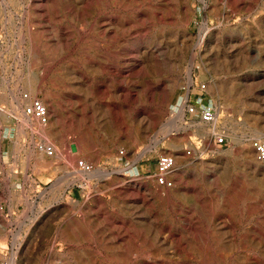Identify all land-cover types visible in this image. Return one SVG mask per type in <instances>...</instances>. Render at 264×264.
Masks as SVG:
<instances>
[{
	"label": "rangeland",
	"instance_id": "374dc122",
	"mask_svg": "<svg viewBox=\"0 0 264 264\" xmlns=\"http://www.w3.org/2000/svg\"><path fill=\"white\" fill-rule=\"evenodd\" d=\"M201 82L225 144L179 109ZM24 93L50 121L9 133ZM251 139L264 0H0V264H264ZM162 152L177 156L169 187L153 178Z\"/></svg>",
	"mask_w": 264,
	"mask_h": 264
},
{
	"label": "built area",
	"instance_id": "2783aa9c",
	"mask_svg": "<svg viewBox=\"0 0 264 264\" xmlns=\"http://www.w3.org/2000/svg\"><path fill=\"white\" fill-rule=\"evenodd\" d=\"M200 92L194 94H186L183 100L178 104L179 109L183 110L193 116H197L198 120L210 127H214L212 132L213 141L216 145L225 144L227 137L224 131L220 130L219 126V108L209 100H203V91L205 89V82L199 84ZM28 99V102L22 106V111L25 115L35 118L39 124L46 125L50 121L48 107L39 97L29 96L27 93L23 94ZM251 145L254 148L256 157L264 160V139H251ZM37 147L45 154L51 155L55 153V146L48 140L38 142ZM80 166L84 169H89L90 164L81 160ZM175 166V155L170 152H162L157 156L156 168L153 172L155 182L162 186H172L173 179L169 177V172Z\"/></svg>",
	"mask_w": 264,
	"mask_h": 264
},
{
	"label": "bare ground",
	"instance_id": "6f19581e",
	"mask_svg": "<svg viewBox=\"0 0 264 264\" xmlns=\"http://www.w3.org/2000/svg\"><path fill=\"white\" fill-rule=\"evenodd\" d=\"M98 1H102V0H98ZM42 14V13H41ZM96 16V15H95ZM93 19V18H92ZM107 20V19H106ZM104 18H98L97 20H96V24H95V29L96 30H98V32L102 35V36H104V38H105V40L107 39L108 40V38L110 39V29L109 28H107L108 26V24H107V22H105L106 21ZM105 22V23H104ZM95 39V38H94ZM91 40V39H90ZM98 40V39H97ZM109 41V40H108ZM84 42V41H83ZM118 42V41H117ZM116 42V43H117ZM93 43H94V41H93ZM107 43V42H106ZM86 44V43H85ZM98 45V44H97ZM97 45H96V47H97ZM106 45V44H105ZM109 45V44H108ZM118 45V44H117ZM107 46V45H106ZM82 49V48H81ZM106 54H107V52H106ZM90 58V57H89ZM102 59V58H101ZM105 61V60H104ZM102 71V70H101ZM122 93V92H121ZM46 106H47V104H46ZM183 114V112H182V110H181V112H180V115H182ZM220 118V117H219ZM40 125H42V124H40ZM202 126H204L205 124L204 123H202L201 124ZM42 126H44V125H42ZM207 127V126H206ZM214 127H207V129H206V132L207 133H209V132H213L214 131ZM172 147H173V149H178V147H179V145H172ZM56 152V151H55ZM180 161L182 162V161H184L185 160V157L184 156H181L180 158ZM176 160H177V156L175 155V163H176ZM80 164V163H79ZM82 168V167H81ZM78 170V169H77ZM86 170V171H85ZM85 170H83V169H81L80 170V174H79V177L81 178V177H83V175L84 174H86V173H88L89 171H87V169H85ZM118 170H120V169H118L117 168V171ZM71 171V170H70ZM127 188V187H126ZM132 192V191H131ZM172 192V191H171ZM171 192H169L170 194H171ZM156 194H158V193H156ZM173 195V194H172ZM167 196V195H166Z\"/></svg>",
	"mask_w": 264,
	"mask_h": 264
},
{
	"label": "crops",
	"instance_id": "0c3cea01",
	"mask_svg": "<svg viewBox=\"0 0 264 264\" xmlns=\"http://www.w3.org/2000/svg\"><path fill=\"white\" fill-rule=\"evenodd\" d=\"M30 119H31V117L27 116V115H25V118H23V119L14 118L13 120H14L15 123L13 125L9 126V131L8 132L10 133V132L14 131L16 133L17 130L19 129V127L24 126L22 124V122H24L25 120L29 121Z\"/></svg>",
	"mask_w": 264,
	"mask_h": 264
}]
</instances>
